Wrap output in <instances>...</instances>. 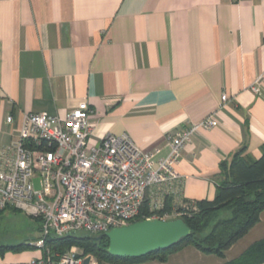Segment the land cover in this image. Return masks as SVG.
Here are the masks:
<instances>
[{"label":"crops","instance_id":"crops-1","mask_svg":"<svg viewBox=\"0 0 264 264\" xmlns=\"http://www.w3.org/2000/svg\"><path fill=\"white\" fill-rule=\"evenodd\" d=\"M82 100L89 144L127 134L156 158L174 132L213 114L216 125L199 127L174 165L180 178L151 187L146 202L214 199L221 163L241 149L259 158L264 145V0H0V147L25 114L64 117ZM263 238L264 210L222 256L186 245L132 264H234ZM41 254L6 250L0 264Z\"/></svg>","mask_w":264,"mask_h":264},{"label":"built area","instance_id":"built-area-1","mask_svg":"<svg viewBox=\"0 0 264 264\" xmlns=\"http://www.w3.org/2000/svg\"><path fill=\"white\" fill-rule=\"evenodd\" d=\"M258 92L256 84L251 87ZM225 103L227 96L221 95ZM86 100L64 117L47 112L25 114L17 139L0 147V211L15 209L36 219L39 236L33 243L42 254L27 264H92L74 249L53 253L49 237L76 232L104 234L137 220L179 218L176 209L161 211L142 206L153 186H167L180 178L174 165L199 128L216 125L213 114L170 136L169 151L156 158L138 148L127 134H107L96 145ZM8 116L6 122L10 123Z\"/></svg>","mask_w":264,"mask_h":264},{"label":"trees","instance_id":"trees-1","mask_svg":"<svg viewBox=\"0 0 264 264\" xmlns=\"http://www.w3.org/2000/svg\"><path fill=\"white\" fill-rule=\"evenodd\" d=\"M243 152L244 149H241L234 153L228 162L221 163L222 178L217 184L214 199L182 200L174 205H171L169 201L165 202L161 211L176 209L181 212L179 218L185 221L190 230L187 237L168 249L159 250L139 258L114 257L107 252L108 241L106 237L94 239V237L103 234L88 232L49 237L45 240V244L51 252L58 254H62L75 246L80 255L90 254L97 262L111 264H132L151 259L164 261L170 253L186 245H192L204 253L222 256L226 249L258 222L259 214L264 210V145L261 148L259 158L255 159L248 155H242ZM12 211L17 210L13 209ZM147 211L148 207L145 200L142 212L146 213ZM33 220L38 223L36 219ZM37 230L39 231V227ZM34 241H25L13 245L0 243V253L6 250L35 248ZM263 261L264 238L251 244L234 260V264H257Z\"/></svg>","mask_w":264,"mask_h":264},{"label":"water","instance_id":"water-1","mask_svg":"<svg viewBox=\"0 0 264 264\" xmlns=\"http://www.w3.org/2000/svg\"><path fill=\"white\" fill-rule=\"evenodd\" d=\"M190 234L181 218L171 220H137L129 225L113 228L94 239L107 238V252L114 257L139 258L165 250L179 243ZM85 259L84 264H87Z\"/></svg>","mask_w":264,"mask_h":264},{"label":"rangeland","instance_id":"rangeland-1","mask_svg":"<svg viewBox=\"0 0 264 264\" xmlns=\"http://www.w3.org/2000/svg\"><path fill=\"white\" fill-rule=\"evenodd\" d=\"M37 224L38 223H36L32 218L25 216L19 211L7 209L1 212L0 243L6 245L19 241L23 242L25 240L34 241L40 235L37 230ZM70 249H74L77 253H79V250L75 246H72ZM81 256L83 257L84 255Z\"/></svg>","mask_w":264,"mask_h":264}]
</instances>
